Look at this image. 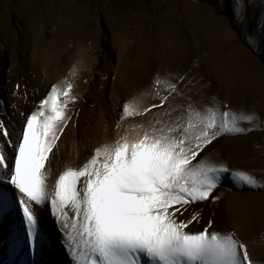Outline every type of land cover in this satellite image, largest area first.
Here are the masks:
<instances>
[{"label": "rangeland", "instance_id": "obj_1", "mask_svg": "<svg viewBox=\"0 0 264 264\" xmlns=\"http://www.w3.org/2000/svg\"><path fill=\"white\" fill-rule=\"evenodd\" d=\"M246 12L247 19L238 23L232 0H0V86L38 84L35 57L47 46L55 83L79 87L66 123L72 128L68 142L74 150L84 144L77 134L82 113L92 122L104 115L111 143L125 135L134 139L158 119L168 120L166 110H176L173 120L186 117L189 103L198 111L211 107L241 117L253 115L251 123L240 120V127L251 130L220 136L197 159L226 161L231 171L243 170L257 179V187L226 176L212 193L218 200L210 197L189 207L184 216L193 207L199 209L200 223L189 228L203 230L211 220L209 231L233 233L253 264H264V47L254 50L246 43L250 34L258 37L264 32V0H246ZM171 84L179 91L169 96V105L152 107ZM125 104L150 111L122 118ZM64 132L65 127L60 139ZM86 139L84 160L100 147ZM59 141L42 170L50 173V188L55 174L82 165L57 164ZM51 160L50 169L56 173L48 172ZM33 207L41 219L43 247L32 254L17 205L0 212V264H64L70 259L50 202ZM47 224L53 229L47 230ZM22 231L20 239L8 238Z\"/></svg>", "mask_w": 264, "mask_h": 264}, {"label": "snow or ice", "instance_id": "obj_2", "mask_svg": "<svg viewBox=\"0 0 264 264\" xmlns=\"http://www.w3.org/2000/svg\"><path fill=\"white\" fill-rule=\"evenodd\" d=\"M232 7L234 19L243 23L246 0H232ZM246 43L254 50L264 47V32L258 37L250 34ZM159 83L156 78L155 84ZM72 87L71 83L63 90L53 86L37 110L23 117L18 130L0 118V140L7 141L12 153L0 143V184L6 189L0 190V212L18 205L34 256L44 240L33 205L50 202L70 257L64 264H253L246 246L233 233L209 231L211 220L203 230L189 228L200 223L199 209L193 207L184 216L189 207L210 197L218 200L212 193L226 176L257 187V179L243 170L231 171L226 161L197 159L220 136L251 130L240 127V120L251 123L253 115L241 117L211 107L198 111L189 103L187 116L173 120L176 110H166L168 120L158 119L134 139L125 135L97 147L81 167L66 169L50 188L42 170L70 119ZM178 91L175 84L169 85L167 93L158 96L160 103L152 107L169 105V96ZM147 111L125 104L122 118ZM69 206L74 219L65 210Z\"/></svg>", "mask_w": 264, "mask_h": 264}, {"label": "bare ground", "instance_id": "obj_3", "mask_svg": "<svg viewBox=\"0 0 264 264\" xmlns=\"http://www.w3.org/2000/svg\"><path fill=\"white\" fill-rule=\"evenodd\" d=\"M27 38L28 37H26L25 39H27ZM52 60H53L52 55L49 52L47 46L43 47L39 52L36 53L35 63H36L38 76H39L38 84H35L34 82H29L28 84L19 85L17 83V84H13L12 86H10V85L1 83L2 85L0 86V88H1L0 89V118H3V121L6 125H8L9 127L15 126L17 130L20 129V127L22 125L23 117H26V116L30 115L32 112L37 110V105L40 103L41 100H43L48 95V93L50 92V90L53 86H56L58 89H61V90L67 88V87L66 88L62 87L63 85H58V83H55L54 77H53L54 76L53 75L54 69L52 68L53 67L52 66ZM16 81H18V80H16ZM72 86L73 87L71 90V95L78 94V92L76 91L79 88L78 84H72ZM1 95H2V97L3 96L4 97L2 98ZM59 99L63 100L64 97L61 95ZM75 99H77V98H75ZM75 107H76V105L71 106V103L68 105V109H69L68 115L69 116L71 114V111L73 109H75ZM105 119L106 118L102 114V115H100L99 119L96 122H92L89 117L85 116V113H82V115L80 116V120H79L77 134L79 133V135H81V137L83 139L82 142L84 144H83V146L77 145V148L75 150L72 147L70 148L69 142H68V139L70 141V138L72 136V128H71L69 123L66 124L64 136H62V138L60 139V135H61L60 134L59 139L57 140V141L63 140V141L57 142V143H59V145L56 149L57 153L59 154V159H58L57 164L61 165V166H62V164H65L66 166L67 165L68 166H75V168L81 164L83 165V163L85 162L84 159L86 158V156H88V152H86V149H85L87 147L85 144L87 142L86 138H88V141L90 140L91 142L95 143L96 146H98V145L100 147L104 146L105 145L104 140H105V142L108 141V143H106V144H109L111 132L108 131V129L110 128L109 127L110 124H108V122H104ZM67 122H69V121H67ZM15 139H16V137L12 138L13 141H15ZM0 143L5 144L6 152H8V154L11 155L12 154L11 153V146L7 143V141L0 140ZM110 144H112V143L110 142ZM64 156L66 158H64ZM65 160H67V163H65ZM48 165H49V167L47 168L49 170L48 172H50V171L53 172L52 169H50V167L53 166L52 160L50 162L48 161ZM56 172L57 171H55L53 173H56ZM60 172L62 174L63 170H61ZM44 173L46 175V183L50 186V181H49V176H50L49 174L50 173H47V172H44ZM59 175H60L59 173H58V175L55 174L56 179H58ZM52 177L53 176L51 175V179H52ZM56 179L51 180L53 188H54V184H55ZM1 188L2 187H0V190H4ZM44 206H46V205H44ZM65 210L68 212L70 218H73V219L75 218V213L72 210L71 206H69ZM35 211L37 212V210H35ZM37 216H38V213H37ZM43 216H46V215H43ZM38 218H39L38 219L39 224L42 225L41 219L39 216H38ZM18 226H19V224H18ZM52 227L53 226H50V224H47L46 229L50 231L51 229H53ZM19 228H20V226H19ZM11 235L12 236H9L8 238L20 239V237L23 236V231L18 236L15 233H13ZM63 237H64V234H63ZM64 243H65V240H64ZM0 249H1V243H0ZM46 251L50 252V249H48ZM53 251L54 250L51 251V254L53 253ZM51 254H50V256H51ZM53 262H54V260H53Z\"/></svg>", "mask_w": 264, "mask_h": 264}]
</instances>
